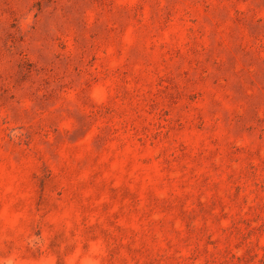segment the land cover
Wrapping results in <instances>:
<instances>
[{"label": "rangeland", "instance_id": "obj_1", "mask_svg": "<svg viewBox=\"0 0 264 264\" xmlns=\"http://www.w3.org/2000/svg\"><path fill=\"white\" fill-rule=\"evenodd\" d=\"M0 264H264V0H0Z\"/></svg>", "mask_w": 264, "mask_h": 264}]
</instances>
